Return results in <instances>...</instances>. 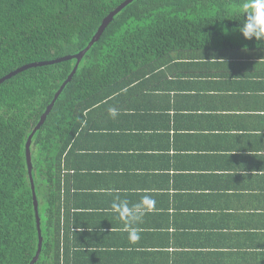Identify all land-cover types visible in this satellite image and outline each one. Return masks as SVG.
I'll list each match as a JSON object with an SVG mask.
<instances>
[{"label": "crops", "instance_id": "obj_1", "mask_svg": "<svg viewBox=\"0 0 264 264\" xmlns=\"http://www.w3.org/2000/svg\"><path fill=\"white\" fill-rule=\"evenodd\" d=\"M244 49L168 59L87 113L62 158L60 264H264V52ZM117 196L148 197L137 241Z\"/></svg>", "mask_w": 264, "mask_h": 264}, {"label": "trees", "instance_id": "obj_2", "mask_svg": "<svg viewBox=\"0 0 264 264\" xmlns=\"http://www.w3.org/2000/svg\"><path fill=\"white\" fill-rule=\"evenodd\" d=\"M126 1L0 0V79L29 64L81 53ZM237 2L133 0L114 15L30 143L43 237L36 264L61 263V235L67 230L62 201L68 192L62 158L96 105L124 94L168 59L202 47L216 54L238 45L264 52V45L235 31ZM76 63L32 67L0 85V264H30L37 253L26 145Z\"/></svg>", "mask_w": 264, "mask_h": 264}, {"label": "clouds", "instance_id": "obj_3", "mask_svg": "<svg viewBox=\"0 0 264 264\" xmlns=\"http://www.w3.org/2000/svg\"><path fill=\"white\" fill-rule=\"evenodd\" d=\"M233 20L237 22L235 31L245 41H255L259 46L264 45V0H238ZM244 50L247 51V46ZM108 111L116 113L115 108H109ZM144 199L148 197L132 204L127 199H120L117 196L111 203V211L123 222L132 241L140 239L137 225L147 211Z\"/></svg>", "mask_w": 264, "mask_h": 264}, {"label": "water", "instance_id": "obj_4", "mask_svg": "<svg viewBox=\"0 0 264 264\" xmlns=\"http://www.w3.org/2000/svg\"><path fill=\"white\" fill-rule=\"evenodd\" d=\"M133 0H127L124 4H122L120 6V8L112 15H110L101 25L100 29L98 30V32L96 33V35L94 36V38L92 39V41L89 43L88 47L86 49H84L81 53L75 55V56H71V57H65V58H62V59H59V60H56V61H49V62H39V63H34V64H29V65H26L18 70H16L15 72L5 76L4 78L0 79V85L5 82L7 79L11 78L12 76L20 73V72H23L29 68H32V67H37V66H45V65H49V64H53V63H57V62H61V61H64V60H70V59H76L77 60V63H76V66L73 70V72L71 73V75L68 77V79L66 80V82L62 85V87L60 88L59 92L57 93V95L55 96L54 100L52 101V103L49 105L47 111L44 113V115L42 116L41 118V121L40 123L38 124V126L36 127L35 130H33V133L31 134V136L29 137L28 139V142H27V145H26V149H27V156H28V164H29V172H30V179H31V184H32V193H33V200H34V206H35V211H36V216H37V224H38V232H39V246H38V250H37V253L35 255V258L32 260V262L30 264H36L40 255H41V252H42V247H43V237H42V230H41V221H40V216H39V202H38V198H37V194H36V191H35V187H34V184H33V180H32V172H31V154H30V143H31V140H32V137L34 136L35 132L37 131V129L41 126V124L44 123L47 115L49 114V112L51 111V109L53 108L55 102L57 101V99L59 98V96L61 95L63 89L65 88L66 84L73 78V76L75 75L77 69H78V66L83 58V56L86 54V52L91 48V46L97 42L103 31L105 30V27L109 24V22L112 20V18L114 17V15L119 12L120 10H122V8H124V6H126L127 4H129L130 2H132Z\"/></svg>", "mask_w": 264, "mask_h": 264}]
</instances>
